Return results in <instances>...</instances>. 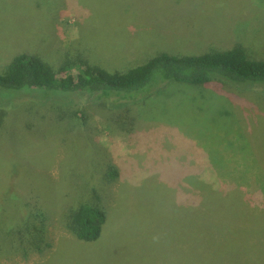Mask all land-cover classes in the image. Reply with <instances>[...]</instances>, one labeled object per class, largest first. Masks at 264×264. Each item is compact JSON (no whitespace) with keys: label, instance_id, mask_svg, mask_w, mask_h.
Here are the masks:
<instances>
[{"label":"rangeland","instance_id":"rangeland-1","mask_svg":"<svg viewBox=\"0 0 264 264\" xmlns=\"http://www.w3.org/2000/svg\"><path fill=\"white\" fill-rule=\"evenodd\" d=\"M236 46L264 60V0H0V75L24 53L55 70L82 59L126 72ZM153 80L118 108L0 91V206L43 211L51 244L0 264H264V191L251 188L264 170V84ZM88 201L107 215L94 243L65 227Z\"/></svg>","mask_w":264,"mask_h":264},{"label":"trees","instance_id":"trees-1","mask_svg":"<svg viewBox=\"0 0 264 264\" xmlns=\"http://www.w3.org/2000/svg\"><path fill=\"white\" fill-rule=\"evenodd\" d=\"M73 68L78 70L76 75L69 72ZM63 73L69 75L62 78L60 74ZM157 78L162 79L163 83L167 81L197 85L212 83L210 87L215 90L224 82L231 85H263L264 60H251L241 46H236L226 51L211 50L198 56L163 53L143 65L119 72L108 71L82 59L67 61L55 70L40 57L24 53L14 57L7 70L0 75V91L19 93L45 90L56 93V97L60 93H79L82 96H95V99L98 98L96 102H99V98H104L103 100L106 98L107 103L118 108L124 106L125 102H133L127 95H135L134 100L139 98L141 92L149 88L151 81ZM152 91V87L149 88V92ZM132 123L131 121L130 124ZM2 124L0 121V125ZM126 127L122 126L123 129ZM260 175L261 180L256 181L257 184L254 183L251 187L258 191L256 193L264 191V170L260 171ZM116 178V170L109 165L103 181L110 183ZM186 180L190 186L199 188L196 182L190 181L189 178L185 179V182ZM203 184L205 185L201 182L200 185ZM31 206L9 208L0 206V258L20 252L24 255L34 252L41 254L51 248L45 233L48 225L47 215ZM69 210L66 229L80 242H96L106 223L105 210L89 201ZM16 214L19 218L22 217L21 222L10 225L12 217ZM2 216L6 220L2 219Z\"/></svg>","mask_w":264,"mask_h":264}]
</instances>
